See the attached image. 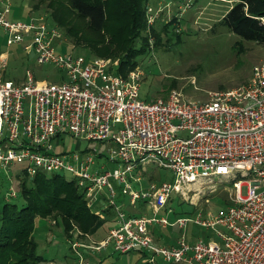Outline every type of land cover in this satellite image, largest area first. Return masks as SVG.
Wrapping results in <instances>:
<instances>
[{
  "label": "built area",
  "instance_id": "obj_1",
  "mask_svg": "<svg viewBox=\"0 0 264 264\" xmlns=\"http://www.w3.org/2000/svg\"><path fill=\"white\" fill-rule=\"evenodd\" d=\"M7 3L0 0V41L20 46L38 64L54 65L59 75L37 79L26 68L19 81L3 78L9 54L0 50V179L31 181L37 173L68 172L89 205L105 200L113 209L106 234L90 244L68 239L80 257L79 248L89 247L138 251L149 264H159L157 258L172 264H264V60L253 64L247 83L211 91L208 101L175 89L146 101L139 95V68L122 74L110 58L61 50L57 26L41 15L10 19ZM147 16L152 22L149 11ZM65 134L104 142L106 160L98 161L95 149L55 151L52 140L59 145ZM148 165L171 170V179L146 180ZM219 181L230 183V203L204 209ZM7 188L5 199L16 196ZM173 202L187 203L193 212H178ZM188 222L213 230L218 240L187 236ZM154 224L183 232L160 243Z\"/></svg>",
  "mask_w": 264,
  "mask_h": 264
},
{
  "label": "rangeland",
  "instance_id": "obj_2",
  "mask_svg": "<svg viewBox=\"0 0 264 264\" xmlns=\"http://www.w3.org/2000/svg\"><path fill=\"white\" fill-rule=\"evenodd\" d=\"M7 5L12 6L8 14L11 18L24 17L13 13H19L22 5L29 8L31 15H41L50 24L57 26L62 31V47H68L74 54H82L88 59L103 57L110 58L116 63L112 66L117 69L120 57L107 56L104 54H93L92 51L84 46L74 44L70 36L65 32L63 26L57 23L53 18L62 20L68 14V10L62 6L65 0L59 1L55 11L47 8L44 3L39 5L38 9L31 8L33 0H4ZM151 3L157 1L169 2L168 7L178 10L177 5L184 7L180 18L170 19V16H158L155 23H149L136 35H134L135 46L139 45L141 40L144 52L137 55L134 67H127L130 71L139 68L140 88L139 95L141 99L150 101L157 98H163L172 90L180 91L185 98L197 101H208L209 92L236 87L247 83L251 75L253 64L264 60V42L242 38L235 33L228 31L225 27L217 24V21L226 12L232 4L231 0H148ZM10 2V3H9ZM5 5V7L7 6ZM33 6V5H32ZM180 10V9H179ZM56 16V17H55ZM168 20L164 22V20ZM76 20V19H75ZM83 22V20L78 19ZM61 21V22H62ZM63 23V22H62ZM153 29V32H151ZM0 31V36H1ZM90 35V33L88 32ZM101 46V45H100ZM0 50L8 51V61L6 67L1 71L3 78L19 81L24 77L25 69L30 68L37 79L54 80L59 75V70L49 63L38 64L33 55H25L18 45L6 46L4 41H0ZM59 145H55V139L52 140L54 150L75 151L78 149H95L97 160L103 162L106 160V144L99 141H78L69 134H65L59 139ZM107 167L112 163L108 162ZM15 167V166H14ZM13 167V168H14ZM21 168V163L16 165ZM148 172L144 174L146 180H167L171 179L172 172L167 168L148 165ZM13 172V171H12ZM152 177V178H151ZM63 178L70 180L71 175L68 172L63 174ZM8 182V181H7ZM19 180L5 183L0 187V209L4 200L16 202L21 205ZM8 186L16 192V196L5 199ZM216 191L209 194V201L203 202L202 207L211 211H216L230 203V194L233 189L230 183L219 181L215 184ZM245 192V186L242 187ZM85 204L90 213H94L105 222L98 233H104L113 223V209L106 205L105 200H100L94 205H89L86 196ZM4 199V200H3ZM106 205V206H105ZM178 212L191 210L187 203L179 204L173 202ZM123 207L132 212V206L124 203ZM52 208L49 213L43 217L38 216L34 222L33 235L37 240V251L44 257V261H38L36 264H79L82 258V264H149L143 263V255L132 251L128 253H119L112 251L111 248L103 249L101 252L93 251L91 248H80L81 257L73 250L68 239H77L78 241L90 244L95 241L94 236L82 232L76 222H71L70 228L65 232L60 218H57ZM98 210V212H96ZM110 212V215L107 214ZM135 212V211H133ZM138 212V211H137ZM136 213V212H135ZM164 210L160 211L163 214ZM154 234L161 236L158 242L168 244L173 242L177 235L183 232L178 226L161 227L154 224ZM184 231L187 236L194 234L196 237L217 239L211 229H206L193 222H188ZM85 249V250H84ZM83 251V252H82ZM159 264H172L163 262L157 258Z\"/></svg>",
  "mask_w": 264,
  "mask_h": 264
},
{
  "label": "trees",
  "instance_id": "obj_3",
  "mask_svg": "<svg viewBox=\"0 0 264 264\" xmlns=\"http://www.w3.org/2000/svg\"><path fill=\"white\" fill-rule=\"evenodd\" d=\"M33 1V9H38L44 3L47 8L55 11L57 5H60L56 0ZM65 1L62 6L68 10V14L62 16L63 23L53 19L64 27L74 44L82 43L93 54L119 56L116 69L119 73L126 74L127 67L136 65L135 59L144 52V47L141 40L135 46L134 35L147 25V0ZM231 1L232 4L217 24L242 38L263 43L264 0ZM18 180L21 205L3 199L0 209V264H36L40 260L44 261V257L37 251L38 243L33 235L34 222L38 216L43 217L52 208L54 215L62 221L65 232L71 222H76L82 232L93 234L105 222L88 211L84 193L74 179L37 173L31 181L25 177ZM3 186L5 180L0 179V187ZM181 212L192 213L193 208ZM107 214L110 215V212Z\"/></svg>",
  "mask_w": 264,
  "mask_h": 264
},
{
  "label": "crops",
  "instance_id": "obj_4",
  "mask_svg": "<svg viewBox=\"0 0 264 264\" xmlns=\"http://www.w3.org/2000/svg\"><path fill=\"white\" fill-rule=\"evenodd\" d=\"M10 3V2H9ZM169 3V2H168ZM168 3L167 2H164V3H162L161 1H157L156 3H151V2H149L148 0H147V2H146V18L149 20V16H147V11H149V13L154 17V19H153V21L152 22H150V23H152V24H154L156 21H157V19H158V16H163V17H165L166 15L167 16H170V19H176V17H178V18H180V15H182V12H183V10H184V7L183 8H181V5L180 4H178L177 5V9L178 10H173L172 8H170V7H168ZM11 8H12V6H11V4L10 5H8V7H7V10H6V15H7V17L8 18H10V19H20V20H26V19H28L30 16H32L31 15V13L29 12V8H27V6L26 5H22V9H21V11L19 12V13H16V14H14L13 13V17H15V16H17V15H20V16H24V17H16V18H11V17H9V13L11 12ZM180 9V10H179ZM152 17V18H153ZM155 19H156V21H155ZM168 20V18L166 19V20H164V22H166ZM218 22V21H217ZM224 27V26H223ZM60 43H62V42H60ZM58 44V48L59 49H61V50H70V48H68L67 46L66 47H62L61 46V44ZM109 222H111L112 223V221H109ZM100 228H102V226L101 227H99L93 234H91L90 236H94L95 238H96V240H99V239H101L105 234H106V232L108 231V229L109 228H107V229H105V231H104V233L102 234V233H98V230L100 229ZM80 248H86V247H80ZM79 248V249H80ZM85 250V249H84ZM91 250H93V249H91ZM93 251H96V250H93ZM83 252V251H82ZM99 252V251H98ZM101 252V251H100ZM136 252H138V251H136ZM139 253H141V252H139Z\"/></svg>",
  "mask_w": 264,
  "mask_h": 264
}]
</instances>
